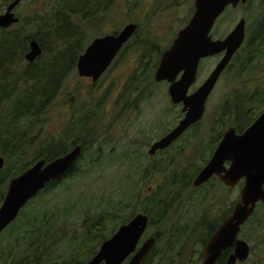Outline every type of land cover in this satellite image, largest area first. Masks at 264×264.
<instances>
[{
	"label": "rangeland",
	"instance_id": "374dc122",
	"mask_svg": "<svg viewBox=\"0 0 264 264\" xmlns=\"http://www.w3.org/2000/svg\"><path fill=\"white\" fill-rule=\"evenodd\" d=\"M112 1L107 11L100 14L91 22V25L82 23L84 34H87V42L89 43L96 36L120 29L128 22L137 24L138 37H135L136 34L131 37L128 41L131 43L130 46L119 57L116 56L95 82H92L90 78L79 77L76 70L72 72L63 82L51 104L39 115L38 121L34 123L32 119L30 120L34 123L30 133L34 139L33 144L28 148L26 160L36 153L41 144L63 137L71 117L75 118L74 120L79 117L88 120L89 127L96 131L97 139L88 150L84 151L85 155L95 157L97 146H100L101 151L100 160L92 171L90 166L89 176L68 180L52 191V202L69 204V202L65 203L67 195L74 206V210L68 213L65 219L59 220L60 227L57 224L58 231L51 238L52 242H56L51 248V252L56 253L55 260L58 257L62 260L67 258L71 252L82 246L79 243L84 237L86 216L94 218L106 210H111L114 201L125 198L137 188H140L139 202L134 203L135 211L132 217L143 213L140 206L135 208V204H145V200L156 191L158 186L171 181L186 168L192 170L202 163L203 158L208 157L214 137L212 126L223 110V103L237 100L251 103L254 110H258L260 105L257 106L258 101L254 99L253 92L255 89L264 91L263 40L257 46L256 56L247 67L238 71L242 57L240 55L232 61L231 67L220 74L206 100L204 113L199 119L200 124L181 135L172 145L164 149V152L149 155L147 150L150 144L181 118V105L170 101L166 82L150 81V75L140 84L142 97L136 106L127 107L126 96L122 94V90L141 61L138 40L142 37L147 39L151 37L154 40H149L150 42L164 49L175 34L173 31L188 21L194 10V0ZM2 4L0 0V13L3 11ZM55 5L56 0H26L17 7L16 12L23 16L41 7V10H49L47 23L51 24L54 21ZM239 18L245 19V30L248 27V34L252 35L255 32V22L264 18V0H247L236 7L227 6L211 31L212 37L225 36ZM58 44H63V41ZM222 54L208 57L200 63L196 82L189 89L190 91L208 76ZM152 58L153 63L157 64L159 56L153 54ZM64 61L62 57H59V64H63ZM153 70L154 68L150 69L149 73L153 74ZM232 122V119L226 121V123ZM194 133L196 137L193 136ZM135 153L138 155L141 153L142 160L137 161L136 157L133 158ZM13 158V156L9 157L7 163L12 162ZM132 167L138 173L133 172L132 176H129V170ZM6 186L1 188L4 193ZM221 193L217 186H205L200 190H193L189 186L176 185L172 191L168 190V196L171 198L173 195L175 198L171 210L162 224L150 226L146 230L142 240L148 236H154L157 232H160L164 238L169 237L170 233L167 231L175 226L184 227L193 235L177 245L175 251L162 264H201L203 245L199 239L206 234L204 225L212 224L223 215L228 201L237 198L239 186L230 190L229 195H223V198ZM51 195L47 200L51 198ZM38 203H40L39 200H36L31 205ZM43 204L42 200L41 208ZM127 209L130 211L132 204L124 210ZM148 218L150 221L149 216ZM257 220L258 218H255L246 229V232L252 236L251 242L254 247V253L247 264H256L254 257H259L260 233ZM120 222L123 220L108 227L107 232L113 227L115 231L120 226ZM158 244H156L157 247H159ZM262 244L264 245V240ZM263 253L264 251L261 254ZM260 263L259 260L257 264ZM149 264H156V261L153 260Z\"/></svg>",
	"mask_w": 264,
	"mask_h": 264
},
{
	"label": "trees",
	"instance_id": "16d2710c",
	"mask_svg": "<svg viewBox=\"0 0 264 264\" xmlns=\"http://www.w3.org/2000/svg\"><path fill=\"white\" fill-rule=\"evenodd\" d=\"M112 2V0H56L53 22H55L57 31L56 37L59 39V43L63 41V44L48 43L46 46H42V56L32 64H28L23 58L28 45L20 29L21 23L11 31L0 30V155L4 158L0 172V203L5 194L1 188L7 185L10 178L25 170L36 160L40 158L51 160L64 154L75 145L83 146V150L74 164L63 174L49 181L42 190L33 196L20 211L17 219L2 232L0 235V264H85L96 254L101 243L116 231L113 227L107 232L108 227L114 226L119 220H123L119 223L120 225L125 224L128 222L126 220L134 215V203L139 202L140 188H137L130 195L127 194L125 198L114 201L111 210H106L94 218L86 216L84 237L79 243L82 246L71 252L67 258L62 260L61 257H58L55 260L56 253L51 252V248L56 242H52L51 238L58 231L56 229L57 224L60 227L59 220L65 219L68 213L74 210V206L68 200L67 195L65 203L69 202V204L63 205V202H52L51 194L53 190L68 180L80 176H89L90 166L92 171L101 157L100 146L95 149L97 154L95 157L93 155L86 156L84 152L95 143L96 131L89 127L88 120H83L81 117L77 120L72 118L63 137L41 144L36 153L26 160L28 148L33 144L34 139V136L30 135L33 124L38 121L39 115L47 109L56 97L65 79L75 71L78 55L87 43V34H84L82 23L91 25L92 21L107 11ZM44 23H47V19L43 20ZM138 31L137 28L135 37H138ZM263 40L264 18L255 22V32L252 35L248 34V27H246L244 41L226 68L231 67L232 61L240 55L242 57L238 71L247 67L252 62L253 57L256 56L257 46ZM130 44L127 41L123 45L118 57ZM138 46L141 49L139 54L141 61L122 90V94L124 93L126 96L127 107L136 106L141 99L142 88H140V84L150 75L149 70L153 65L152 55L159 56L160 53V48L150 42L147 37L140 38ZM59 57L65 60L63 64L58 63ZM253 97L258 101L257 106L260 105L258 110H254L251 103L237 100L223 103V110L212 126L214 137L208 156L220 138L222 130L228 125H233L239 132L262 111L264 108V91L255 89ZM225 116L226 118H224ZM31 119L34 123L30 122ZM230 119L233 122L226 123ZM197 124H200V120L193 124L191 129L196 128ZM27 127L28 129H26ZM193 136L196 137V133ZM161 152L164 150L159 153ZM12 156L14 157L12 162L7 163L9 157ZM135 157L139 161L142 160L143 155L135 153L133 158ZM206 160L207 157L203 158L202 163L192 170L186 168L171 181L158 186L156 191L145 200V204H135V208L140 206V210L150 217L149 224L151 227L162 224L165 221V216L171 210L175 198L173 195L171 198L168 196V190L172 191L176 185L189 186L193 190L197 189L191 185V180ZM155 169L158 168L155 167ZM133 172L138 173L132 167L129 170V176H132ZM50 195L51 198L47 200ZM36 200H39L40 203L31 205ZM42 200L44 204L41 208ZM129 204H132V209L130 211L124 210L127 206L129 208ZM28 207L30 209H27ZM204 227H206V234L199 239L202 245L214 231V226L209 223ZM167 232L170 235L165 238L160 232L155 233L154 237L157 240L156 244L159 243V247L153 246L143 264H149L153 260L156 261V264L164 263L168 256L175 251L177 245L193 235L192 232H187L186 228L178 226L170 227Z\"/></svg>",
	"mask_w": 264,
	"mask_h": 264
},
{
	"label": "water",
	"instance_id": "95a60500",
	"mask_svg": "<svg viewBox=\"0 0 264 264\" xmlns=\"http://www.w3.org/2000/svg\"><path fill=\"white\" fill-rule=\"evenodd\" d=\"M18 0H14L0 15V26L7 27L18 19L11 12ZM246 0H194V10L187 23L179 29L172 43L161 54L154 71L155 81H171L169 98L172 103H181L184 115L176 125L162 137L153 141L147 152L152 155L165 149L178 138L191 124L201 119L208 95L228 62L242 45L245 38V19L240 18L233 28L221 38H213L212 28L216 19L229 5L236 7ZM136 30V23L124 25L117 33L105 34L93 38L76 61L78 76L90 77L96 81L111 64L123 45ZM41 51L31 42L25 59L32 61ZM223 53L207 79L192 93H187L195 80L200 59ZM178 73L179 79L174 81ZM82 152L81 145H75L62 155L51 160L40 158L22 172L8 180L3 200L0 204V235L13 223L26 204L42 190L46 184L63 174L74 164ZM224 160H229V168L223 169ZM4 158L0 155V172ZM221 169L225 175H220ZM264 109L242 132L237 133L230 126L222 133L209 160L193 180L198 186L215 174L227 186H234L241 178L244 185L239 192L232 214L208 237L202 253V264H215L221 252L235 244L234 253L225 264H235L247 259L249 248L238 240L240 226L253 213L255 202L264 200L261 181H264ZM257 183V185H255ZM149 218L145 214H136L130 221L120 225L116 231L101 243L96 254L85 264H143L154 246L155 238L149 236L137 249L138 243L146 231Z\"/></svg>",
	"mask_w": 264,
	"mask_h": 264
},
{
	"label": "flooded vegetation",
	"instance_id": "af4514ba",
	"mask_svg": "<svg viewBox=\"0 0 264 264\" xmlns=\"http://www.w3.org/2000/svg\"><path fill=\"white\" fill-rule=\"evenodd\" d=\"M14 0H8V1H5V0H1V2L3 3L2 4V8H1V10H3L1 13H0V15H2V14H4L5 12H6V10H7V7H8V5L10 4V3H12ZM26 0H18L17 1V3L15 4V6L12 8V10H11V12L13 13V15L15 16V17H17V21L16 22H13V23H11L9 26H7V27H3V26H0V30H4V31H6V32H8V31H11L12 29H15L16 27H17V25H19L20 23H21V26H20V29H21V32H22V34H23V36H24V38L27 40V45H28V49L25 51V53L23 54V58H24V60H25V62H27L28 64H32V63H34V62H36V60L38 59V58H40L41 56H42V53H43V49H42V46H46L48 43H59V39L56 37V34H57V31H56V27H55V22H53V23H51V24H48V23H44L43 24V20L44 19H48V15H49V10H41V7L39 8V9H30V10H33V11H31L30 13H28V14H25V15H21V13H17L16 12V9H17V7L21 4V3H23V2H25ZM29 1H33V0H29ZM247 1V0H246ZM194 3V2H193ZM229 6H231V5H229ZM223 14V13H222ZM221 14V15H222ZM221 15L216 19V21H215V24L217 23V21L219 20V18L221 17ZM240 19V18H239ZM128 23H131V22H128ZM128 23H126V24H128ZM133 23H135V22H133ZM186 23H187V21H186ZM186 23H184V25L186 24ZM126 24H124V25H126ZM215 24H214V26H213V28H212V30L215 28ZM123 25V26H124ZM183 25V26H184ZM122 26V27H123ZM182 26V27H183ZM121 27V28H122ZM182 27H180V28H182ZM120 28V29H121ZM180 28H178L176 31H173V33L175 32V34L172 36V38L170 39V43L168 44V45H166V47L164 48V49H159L160 50V53H159V59H160V57H161V54H162V52L167 48V47H169V45L172 43V41H173V39L176 37V34H177V32L179 31V29ZM120 29H117V30H113L111 33H117ZM136 30H137V24H136ZM136 30H135V32H136ZM135 32L133 33V35L135 34ZM111 33H106V34H111ZM172 33V34H173ZM103 35H105V34H103ZM132 35V36H133ZM211 35H212V32H211ZM99 36H102V35H99ZM131 36V37H132ZM96 37H98V36H96ZM131 37L129 38V40L131 39ZM95 38V37H94ZM93 39V38H92ZM91 39V40H92ZM128 40V41H129ZM148 40H154L153 38H151V37H149L148 38ZM31 42H35L39 47H40V49H41V51H40V53L39 54H37V56L32 60V61H29V60H27V59H25V54L28 52V50H29V47H30V43ZM89 43L87 42L86 43V45H85V47L88 45ZM84 47V48H85ZM84 50V49H83ZM120 51V50H119ZM119 53V52H118ZM118 53H117V55H118ZM116 55V56H117ZM214 55H216V54H214ZM214 55H210V56H207V57H205V58H202V59H200L199 60V62H198V65H197V70H196V73H195V80L190 84V87L188 88V91H187V93H192L195 89H197L199 86H201L202 84H203V82L207 79V77L208 76H206L205 78H204V80L199 84V85H197V86H195V88L192 90V91H190L189 89L193 86V84L196 82V79H197V73H198V68H199V66H200V63L204 60V59H206V58H208V57H211V56H214ZM79 56V55H78ZM116 56L114 57V59L116 58ZM114 59L112 60V61H114ZM159 59H158V62H157V64H154L153 63V65H152V68L151 69H153L154 68V70H153V74L151 73L150 74V81L151 80H153V82L155 81V79H154V71H155V69H156V67L158 66V63H159ZM112 63V62H111ZM110 66V65H109ZM108 66V67H109ZM76 67V66H75ZM107 67V68H108ZM215 67V66H214ZM226 68V67H225ZM213 70V69H212ZM211 70V71H212ZM225 70V69H224ZM223 70V71H224ZM222 71V72H223ZM221 72V73H222ZM210 74V73H209ZM208 74V75H209ZM180 75H181V73H178L177 75H176V77L174 78V81H177L178 79H179V77H180ZM80 77V76H79ZM82 77V76H81ZM85 78H90V77H85ZM219 78V77H218ZM90 80H91V78H90ZM218 80V79H217ZM93 82V81H92ZM95 82V81H94ZM155 82H159V83H163V82H166L167 83V93H169V91H168V89H169V86H170V84H171V81H167V80H161V81H155ZM217 82V81H216ZM216 84V83H215ZM211 93V92H210ZM210 95V94H209ZM208 95V96H209ZM168 96H169V94H168ZM208 98V97H207ZM170 99V98H169ZM207 100V99H206ZM174 104H176V103H174ZM177 104H180L181 105V107H182V104L181 103H177ZM264 109V108H263ZM262 109V110H263ZM182 112V111H181ZM260 114V113H259ZM258 114V115H259ZM184 115V112H182V116ZM257 115V116H258ZM181 116V117H182ZM73 117H71V119H72ZM180 119V118H179ZM178 122V121H177ZM253 122V121H252ZM252 122H250L249 123V125L252 123ZM196 123V122H195ZM195 123H193V124H195ZM193 124H191L181 135H183V134H185L187 131H189V129H191V127H192V125ZM176 124H174L172 127H170V129H168L166 132H164L160 137H162L165 133H167L169 130H171L174 126H175ZM249 125H247V126H249ZM230 126H233V125H228L225 129H227L228 127H230ZM246 126V127H247ZM234 127V126H233ZM246 127H244L241 131H236L237 133H240V132H242ZM224 129V130H225ZM224 130H222V133H223V131ZM235 130H236V128H235ZM181 135L179 136V137H181ZM159 137V138H160ZM178 137V138H179ZM221 137H222V134H221V136H220V138L218 139V141L216 142V144H215V146H214V148H213V150L215 149V147L217 146V144H218V142H219V140L221 139ZM178 138H176L170 145H172ZM169 145V146H170ZM168 146V147H169ZM168 147H166V148H168ZM165 148V149H166ZM161 150H164V149H161ZM161 150H157V151H155V153H157V152H160ZM213 150H212V152H213ZM212 152L210 153V156H211V154H212ZM154 153V154H155ZM154 154H152V155H154ZM210 156H208L207 157V160L202 164V166H201V168L196 172V174L194 175V177L192 178V180H191V185L193 186V180H194V178L196 177V175L198 174V172L202 169V167L207 163V161L209 160V158H210ZM229 164H230V161L229 160H224V162H223V164H222V167H223V169L224 170H226L227 171V169L229 168ZM224 170H222L221 169V173H220V175H225V171ZM264 174V173H263ZM258 180H260L261 181V185H260V187H261V189L264 191V181H263V178H261V177H259L258 178ZM243 185H244V178H241L234 186H227L223 181H221L215 174H213L212 176H210V178L207 180V181H205V182H202L201 184H199L198 186H193L194 188H197V189H201V188H204L205 186H212V187H214V186H217V188H218V190H221L222 191V198H223V195H229V191L230 190H232L233 188H235L236 186H239V192H240V190H241V188L243 187ZM255 185H257V183H255ZM239 201V193H238V195H237V198L234 200V199H231L230 201H228V205H227V208H226V210H225V212L223 213V215L221 216V217H219V218H217L215 221H213V223L211 224V225H213L214 226V231L222 224V222L226 219V218H228L231 214H232V212H233V210H234V208H235V206H236V204H237V202ZM139 214V213H138ZM141 214H143V213H141ZM145 215H147V214H145ZM148 216V215H147ZM133 218V217H132ZM131 218V219H132ZM255 218H258V220H257V228H258V231H259V233H260V237H259V240H260V243H258V254H259V257L257 258V257H254V262H256V264H257V262H259V260H260V262L262 263V264H264V253L263 254H261L263 251H264V245L262 244V242H263V240H264V200H262V199H260V200H258L257 202H255V204H254V207H253V213L251 214V216L250 217H248V219L246 220V222L244 223V224H242L241 226H240V231H239V233H238V235H237V238H238V240H241V241H243V242H245L246 244H247V246H248V248H249V254H248V257H247V259L245 260V261H243V262H239V261H235V264H247L248 262H249V259H250V257H251V255H253V253H254V247H253V245H252V242H251V239H252V236H251V234L250 233H248V232H246V229L248 228V226L251 224V222L255 219ZM130 219V220H131ZM129 220V221H130ZM150 227V224L148 223V227H147V229ZM146 229V230H147ZM213 231V232H214ZM146 232V231H145ZM144 232V233H145ZM212 232V233H213ZM211 233V234H212ZM210 234V235H211ZM144 235V234H143ZM143 235H142V237H143ZM209 235V236H210ZM142 237H141V239H140V241H139V243H138V246H137V249L140 247V245L149 237H146L144 240H142ZM154 237V236H153ZM155 238V237H154ZM208 240V239H207ZM206 240V241H207ZM256 240H257V238H256ZM156 243H157V240H156V238H155V243H154V245H156ZM206 243V242H205ZM205 243L203 244V247H204V245H205ZM234 248H235V244H232L231 246H229L228 248H226L225 250H223L222 252H221V254H220V256L218 257V259L216 260V262H215V264H225L226 262H227V260L229 259V257L234 253ZM129 259V258H128ZM128 259L123 263V264H126L127 263V261H128ZM146 259V258H145ZM202 261H203V253H202ZM260 263V264H261ZM201 264H202V262H201Z\"/></svg>",
	"mask_w": 264,
	"mask_h": 264
}]
</instances>
